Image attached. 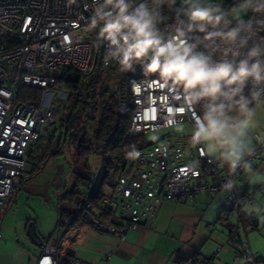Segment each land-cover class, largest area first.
<instances>
[{
    "label": "built area",
    "instance_id": "built-area-1",
    "mask_svg": "<svg viewBox=\"0 0 264 264\" xmlns=\"http://www.w3.org/2000/svg\"><path fill=\"white\" fill-rule=\"evenodd\" d=\"M101 2L0 0V208L22 184L29 147L41 138L52 139V147L58 145V120L67 95L55 90L58 73L67 68L86 73L99 67H120L116 61L105 63L108 44L100 41L98 27L91 28L95 8ZM94 59L96 65H92ZM161 84L157 76L145 74L139 66L122 70L115 94L119 115L130 113L127 136L154 132L185 119L192 125L199 120L198 106L173 99ZM23 88L50 92L39 100L22 98ZM170 119L175 123L169 125ZM191 135L166 137L123 155L114 186L100 187L98 172H92L76 220L90 222L97 230L117 232L113 224L100 221V212L108 210L111 219L117 213L123 221L121 232L133 230L152 219L164 201H185L208 189L223 197L226 207L222 216L234 219L227 243L234 248L236 258L243 264H264L258 263L241 235L246 224L256 227L261 222L255 214L244 211L245 205L254 201V191L236 187L243 171L230 176L226 166L220 167L202 154L203 145L194 144ZM256 147L253 163L264 157V147ZM104 159L106 155L101 161ZM227 179L234 181L231 191L222 187ZM64 225L69 227L71 220L65 219ZM64 230L58 238L44 240L36 264H61L67 249L68 232ZM70 264L90 263L74 257Z\"/></svg>",
    "mask_w": 264,
    "mask_h": 264
},
{
    "label": "clouds",
    "instance_id": "clouds-1",
    "mask_svg": "<svg viewBox=\"0 0 264 264\" xmlns=\"http://www.w3.org/2000/svg\"><path fill=\"white\" fill-rule=\"evenodd\" d=\"M97 27L108 44L105 63L139 66L173 99L198 106L191 140L202 154L230 176L246 171L250 184H264L251 159L264 147V0L227 10L211 0H102L91 19ZM222 187L231 191L234 181Z\"/></svg>",
    "mask_w": 264,
    "mask_h": 264
},
{
    "label": "crops",
    "instance_id": "crops-1",
    "mask_svg": "<svg viewBox=\"0 0 264 264\" xmlns=\"http://www.w3.org/2000/svg\"><path fill=\"white\" fill-rule=\"evenodd\" d=\"M259 116L264 121V109ZM32 147H29L26 156H31ZM26 160L23 181L37 170L28 157ZM253 165L256 172L264 174V157ZM95 171L100 181L105 171ZM236 187L254 191V201L245 205L246 213L254 204L261 208V212L255 213L261 219L260 224L256 227L246 224L241 235L248 240L255 258L264 262V184H250L249 173L243 171L236 181ZM57 197L56 212L52 213V232L48 231L43 219L31 217L30 212L16 214V196L5 206V212L0 215V264H36L42 244L34 243L27 236L25 220L35 222L43 242L58 238L67 229L64 243L67 249L63 251L62 259L75 257L90 264H243L236 258L234 248L227 243L234 219L222 216L226 207L223 197L211 194L208 189L197 192L192 199L185 201H164L156 215L137 229L125 228L121 232L125 225L115 213V218H110L117 230L114 233L97 230L90 222L77 220L67 228L59 226L57 209L60 198ZM72 203V206L62 207L70 218L80 211L78 203ZM23 224L24 228L21 226ZM193 260H196L195 263Z\"/></svg>",
    "mask_w": 264,
    "mask_h": 264
},
{
    "label": "trees",
    "instance_id": "trees-1",
    "mask_svg": "<svg viewBox=\"0 0 264 264\" xmlns=\"http://www.w3.org/2000/svg\"><path fill=\"white\" fill-rule=\"evenodd\" d=\"M237 3H240V1L221 0L222 8L225 10L230 9ZM97 62V59H94L92 65H96ZM93 72L89 70L83 73L67 68L58 76L56 83L63 84L67 90L66 100L63 104L65 106L64 108L62 106V112L58 120L59 142L56 147H52V139H49L48 152L40 157L38 164L35 165L38 170L49 157L62 154L63 149L70 146L75 162L78 166H82V170L80 168V171H75L74 183L69 188L65 187L64 189H67L69 199L78 203L79 207H81L83 198L86 196L92 182V172L89 167V157L92 153H98L101 158L107 156V159L103 160V165L106 168L99 183L101 187L107 183L109 171L114 166L119 165L123 155L132 153L134 150L147 145L144 134L127 136L131 121L130 113L119 115L115 92H112L109 97H106V90L96 92L99 79L96 77L90 78ZM21 92L24 94L22 98L30 96L39 100L41 97L40 91L36 89L23 88ZM96 202L97 199L94 198V207H96ZM57 212L59 226H65V218H69L71 223L77 218L76 215L70 218V215L63 208H58ZM100 221L112 224L108 210L100 212ZM70 261L71 259L66 257L62 259L61 264H70ZM195 261L192 262L195 263ZM258 263L264 262L258 261Z\"/></svg>",
    "mask_w": 264,
    "mask_h": 264
},
{
    "label": "rangeland",
    "instance_id": "rangeland-1",
    "mask_svg": "<svg viewBox=\"0 0 264 264\" xmlns=\"http://www.w3.org/2000/svg\"><path fill=\"white\" fill-rule=\"evenodd\" d=\"M208 2V0H206ZM215 4L221 5V0H211ZM239 5L232 6L236 8ZM121 67L116 65L111 67H99L94 70L90 78H98L99 83L96 85V92L99 90H106L109 97L112 92H115L121 75ZM61 73H58L60 76ZM55 90L60 91L63 94H67V90L63 84H57ZM41 95H44L49 91L38 90ZM63 105V104H62ZM65 105H63L64 108ZM193 125L188 119L184 121L160 130L149 132L144 134V140L147 145L159 141L166 137L190 135L192 134ZM49 139L41 138L33 143L31 156L28 157V161L32 166L38 164V160L46 152H48ZM102 158L98 153H92L89 157V167L91 171L99 170L100 173L105 171V165H103ZM70 146H66L62 154L53 155L49 160H46L42 166L36 170L33 174L30 173L28 179H25L16 193L15 206L17 209L16 214H22V212H30V216L33 218L43 219L48 231L52 232L53 217L52 213H55V206L58 203V197L60 198L59 208L72 206V202L67 196V189L63 191V188H69L75 181L76 172L82 170V166H78L75 162ZM101 163V165H100ZM78 169V170H76ZM76 171V172H75ZM120 174V165L114 166L108 173L107 183L114 185ZM61 191V192H60ZM66 196V198H63ZM15 206L12 207L15 210ZM6 207L0 208V212H5ZM33 221V220H31ZM30 222V221H29ZM27 225V220H25ZM24 228V224L21 225ZM26 232V231H25Z\"/></svg>",
    "mask_w": 264,
    "mask_h": 264
},
{
    "label": "water",
    "instance_id": "water-1",
    "mask_svg": "<svg viewBox=\"0 0 264 264\" xmlns=\"http://www.w3.org/2000/svg\"><path fill=\"white\" fill-rule=\"evenodd\" d=\"M26 234L34 243L43 244V240L39 233L37 232L36 224L30 221L26 225Z\"/></svg>",
    "mask_w": 264,
    "mask_h": 264
},
{
    "label": "snow or ice",
    "instance_id": "snow-or-ice-1",
    "mask_svg": "<svg viewBox=\"0 0 264 264\" xmlns=\"http://www.w3.org/2000/svg\"><path fill=\"white\" fill-rule=\"evenodd\" d=\"M182 111V110H181Z\"/></svg>",
    "mask_w": 264,
    "mask_h": 264
}]
</instances>
